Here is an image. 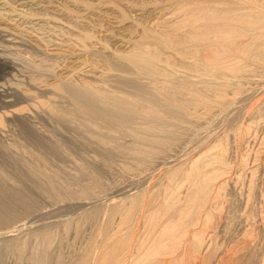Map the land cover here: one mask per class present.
I'll use <instances>...</instances> for the list:
<instances>
[{
	"label": "bare ground",
	"instance_id": "bare-ground-1",
	"mask_svg": "<svg viewBox=\"0 0 264 264\" xmlns=\"http://www.w3.org/2000/svg\"><path fill=\"white\" fill-rule=\"evenodd\" d=\"M80 31L79 27L76 33L71 34L68 44L73 48L80 47L82 51L90 50L93 43L89 45L87 42L95 39L93 30ZM142 32L138 30L137 37L125 42L129 44L127 50L112 53L122 58L131 69L109 64L98 78L104 77L114 67L122 77L142 76L150 80V87L147 84L138 88L123 81L120 93L104 92L89 79L79 81L75 89H69L59 81L53 87L67 96L75 92L79 95L81 99L73 101V108L80 114L85 130L96 135L100 145H107L111 140L107 139L108 133L96 132L95 129L116 130L119 135L134 137L146 146L131 149L133 154L141 157L139 164L165 150L169 136L174 133L173 124L197 123L194 118L196 105H214L229 112L237 101L229 102L231 97L226 91L229 89L235 95L237 92L241 94L243 86L238 80L240 76L249 74V66L245 64L254 66V71L264 70V0H248L244 8L232 0H181L168 14L157 18ZM89 53L93 58L94 53ZM7 64H0V72L7 70ZM90 65L95 68L96 61L91 59ZM65 78L61 77L62 80ZM20 95L19 92L15 98L13 95L15 100L12 104L0 102V130L14 126L20 129L21 137H25L19 138L17 129L13 131L14 138L11 134L12 142L8 143L7 134L6 142L2 138L7 144L0 143V156L4 159L0 157V229H7L6 233H14L18 227L11 228L15 227L13 224L19 221L22 214H31L35 205L34 193L59 201L68 198L83 200L100 187L96 180L94 184H83L77 174L69 173L66 178L62 177V170L49 164L45 154L61 153L63 157L71 158L69 149L26 123L27 117L23 113L30 108L33 111L42 108L50 119L67 122L70 114L53 107L56 96L52 92L51 95L48 92L49 97H45V93L25 98ZM256 97L246 108L249 111L247 122H241L230 133L224 127L189 159L158 171V178L148 182L145 188L140 184L135 193L112 198L99 211L85 215L82 219L96 222L92 233L95 244L91 245L88 241L83 252L65 263L60 256H49L55 236L39 235L35 237L37 256L30 259L36 264H264V216L260 217V223L253 220L260 211L255 215L256 204L264 210V182L260 186L256 183L258 150L252 153L251 167L248 166L249 149L245 156L236 158L238 168L248 167L249 170L245 184L243 178L246 176L238 174L235 177V183H240L244 190V207L251 204L246 215L244 213L249 223L246 221L244 227L240 226L243 227L241 230L236 228L233 232V223L228 220L231 210L225 208L223 215L228 216L225 220L222 214V217L219 216L224 211L223 206H219V201L218 205L213 202L226 194L225 178L235 167L230 156L229 136L232 135L231 138L239 146L246 136L251 135L253 128L255 131L264 123V98ZM103 110H108L111 118L102 115ZM201 115L208 120L216 116L210 111ZM115 122L120 126L115 128ZM115 152L123 154L124 150L117 146ZM81 168V173L92 174L87 164ZM213 194L219 196L213 200ZM233 203L230 200V204ZM233 206L230 208L233 209ZM220 228L224 235L222 249H218L222 246L219 242V247L210 245L214 240L210 241L212 236L209 231L214 233ZM25 244L24 240L11 244V247H17L21 258ZM87 249L92 251L91 257L87 255Z\"/></svg>",
	"mask_w": 264,
	"mask_h": 264
},
{
	"label": "rangeland",
	"instance_id": "rangeland-1",
	"mask_svg": "<svg viewBox=\"0 0 264 264\" xmlns=\"http://www.w3.org/2000/svg\"><path fill=\"white\" fill-rule=\"evenodd\" d=\"M232 1L240 4L243 8L248 5V0ZM179 2L181 0H77V2L76 0H0V60L3 61V65L9 64V66L7 64V70L0 72V74H3L0 77V85H2L0 86V102H4V104L14 103L15 95L18 92L21 93L20 96L23 95L22 93L26 94L23 95V98L27 95L32 96V94L33 97H37L41 93H45L47 95L45 97H49L52 92L53 96H56L53 107L69 113L71 118L67 122H58L50 119L42 108H36L37 111L30 108L29 111L23 113L27 117L26 123L39 133L46 134L48 138L60 141L63 146L69 149L71 158L63 157L61 153L45 154L49 164L62 170V173H60L62 177L66 178L69 173L77 174L83 184H94L96 180L99 182L98 186H100L95 188L94 193L85 196L86 198L84 197L83 200H81L82 198H72V201L68 198L59 201L47 198L39 193L32 194L35 202L32 212L31 214H22L19 221L13 224L15 227L11 230L18 227L14 230V233H6L5 230L7 229H0V264H36L30 259L37 256L38 243L35 241V237L44 234L55 236L53 246L51 245L50 248V258L60 256L63 262H69L85 250L88 241L91 245L95 244V237L92 233L96 222L95 220L82 219L85 215L99 211L112 198H123L135 193L140 184V187L145 188L148 182L155 181L158 178V171L161 172L164 168L166 170L167 167L171 168L175 164L189 159L191 155L193 156L206 146L213 134L219 133L225 128V130L229 129L228 132L230 133L231 129H235L241 122H247L248 104L256 96L258 98L263 96L262 98H264V94H261L264 93V70L254 71V66L250 64L251 68L248 63L245 64L247 67L249 66L248 69L245 66L249 74L246 73V76H244L245 74L240 76L241 81L238 80L239 77L235 78L243 86V90H240L241 94L237 92L235 95L229 89L226 91V94L231 98L233 97V99L228 97L230 98L229 102L234 99L237 101L236 103L234 101L233 108L229 112H224L223 109H219L214 105H196L194 108L197 112L195 111L194 118L197 123L195 125L173 124L171 128H173L174 133L169 136L165 150L148 158L147 161H142V164L138 163L141 157L133 154L131 149L147 147L140 144L136 138L121 136L116 133V130L95 129L96 132L108 133V135L106 134L107 139L111 140L109 144L102 146L99 144L96 135L85 130L81 123L80 114L73 108V101L81 98L78 97V94L75 95L76 92L72 96L57 92L53 88L56 82H62L67 88L75 89L78 88L79 81L89 79L95 82V86H98L104 92L118 91V93L122 90L120 83L123 81L127 84L133 83L138 88L146 87L147 84L150 87V80L142 76L122 77L114 67L113 69L110 68L111 70L104 77H98L102 69L105 70L109 64L117 66L116 68L131 69V66L125 63L122 58H118L112 53L127 50L129 46V44H126L127 41L137 37L138 30L143 33L142 31L148 25H151L164 14H168L170 9ZM90 26H92L91 29ZM130 26H133L132 29H128ZM79 27L80 32H84L83 30L91 32L93 30L92 33L95 35V39L92 38L87 42L89 45H92L90 42L93 43L90 50L82 51V48H73L70 43L68 44L69 40L72 39L71 34L76 33ZM91 51L94 53L93 58L89 53ZM91 59L96 61L95 68L90 65ZM1 62L0 64H2ZM10 68L12 70H9ZM60 75L66 78L62 80ZM48 92L50 95H48ZM11 93L14 94L10 95ZM36 93L38 94L36 95ZM260 94L261 96H259ZM22 105L25 104L22 103ZM243 106L245 109L242 110ZM207 111L216 116L212 119L209 118V120L203 118L201 114ZM235 112L239 115L234 114ZM101 114L111 118L108 110H103ZM114 124L115 128L120 126L118 122ZM9 126L6 127L7 129L0 130L2 131L0 132V143L4 142V138L5 142L8 139V143L13 141V131L16 132L18 128L16 129L13 126L14 130H11L12 127L8 128ZM252 131L253 134L246 136L241 141L242 143H239V146L236 145L235 139L231 138L232 135L229 136L230 156L233 164H235V170L233 169L227 174H230L229 176L224 177L227 179L226 194L222 198L220 196L219 199L217 197L219 195L213 194V200L217 197L213 202L216 201L217 204V201H219V206H223L222 209H224L219 216L226 213L225 208L228 207L231 210L232 215L230 214L231 216L228 217L225 214L223 219L226 220V217H228V220H231L233 232L234 229L241 230L246 225L245 215L249 210L248 208L251 207V204H247L248 207L245 206L246 208L244 207L243 203L246 205L244 190L241 188L240 183H235L236 175L242 174L244 177L248 175L249 170L248 167L244 169L239 167V169L236 158L245 156L249 149L251 155L248 166L251 167L253 162L251 156L258 150L259 159L255 164L258 166L256 174L258 182L256 183L260 186L264 182V123L257 127L255 131L253 128ZM16 134L20 135L19 138H25L24 136L21 137L20 129ZM5 136H7V140ZM117 146L124 150L123 154L115 152ZM1 159L4 160L2 157ZM83 164L90 167L92 174L80 172L79 169H82ZM245 179L247 180V176L243 178L244 184L246 183ZM76 187L80 188V186ZM239 190H242L243 195ZM230 200H233L234 203L230 204ZM229 204L230 207L234 205V211L229 207ZM256 206L259 207L257 204ZM258 207L255 208V210L257 209L255 215H257L258 210H260L258 211L260 215L258 214L257 218L253 219L254 223L255 220L256 223H260L259 220L264 216V210ZM214 214L217 215V213ZM247 223L249 222L247 221ZM221 229L215 230L214 233L212 230L209 231L211 233L210 237L212 236L210 241L214 240V243L210 242L211 246L213 244V247H215L216 244L219 247L218 242L220 244L224 243V235ZM239 239H241V236ZM21 240L26 242L23 258L19 256L16 250L17 247H11V244L19 243ZM9 241L10 243H8ZM221 245L218 249H222L224 245ZM87 251V255L91 257L92 251L90 252L88 249Z\"/></svg>",
	"mask_w": 264,
	"mask_h": 264
}]
</instances>
